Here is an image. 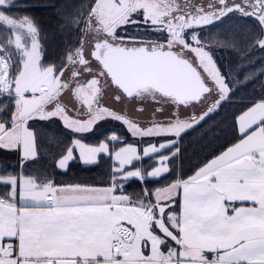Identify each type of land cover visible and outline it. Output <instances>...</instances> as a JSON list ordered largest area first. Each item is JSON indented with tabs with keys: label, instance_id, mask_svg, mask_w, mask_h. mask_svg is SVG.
<instances>
[{
	"label": "rangeland",
	"instance_id": "rangeland-1",
	"mask_svg": "<svg viewBox=\"0 0 264 264\" xmlns=\"http://www.w3.org/2000/svg\"><path fill=\"white\" fill-rule=\"evenodd\" d=\"M14 1L0 0V7ZM256 5L257 0H225L223 5L219 0H96L85 19L80 44L59 69L41 62L38 31L29 18H19L0 11V96L17 98V115L14 116L13 113L9 126L0 120V133L7 132L5 139L0 142L15 144L14 141H19L24 136L22 138L25 140L26 149L24 148L21 155L28 159L33 152V131L28 127L27 121L34 117L56 116L66 128L76 133L65 154L57 160V165L59 162L67 164L69 160L93 164L103 153L110 156L112 174L116 178L161 175L168 170L167 157L171 154L170 150L162 149L161 146L168 144L171 137L157 133L165 132L182 122L199 119L200 115L214 109V104L209 106L210 101L216 103L227 93L228 85L208 53L211 52L219 62L220 69L226 70V75L229 74V66L233 68L236 65L235 55L213 52L214 49L202 41L201 28L212 23L209 14L215 17L219 14L217 9L230 7L234 9L232 13L236 12L241 16L245 13L253 14L260 20L264 13V0H259V12L256 11ZM182 15L185 18L184 24ZM148 22L150 32H157L156 35L168 28L169 41L196 65L206 83L210 85L209 92L198 103L192 101L185 107L180 105L174 112L173 104L164 99H160L163 104L158 107V102L151 98H127L111 84L104 72L99 73L100 67L96 60L90 61L88 70L85 67L77 68L76 61L72 62L81 46L84 47L86 56L90 57L93 40L101 35L119 36L123 39L128 37L127 40H133L129 39L132 32H136L138 27H145ZM117 29L118 33L123 31L130 36L116 34ZM75 70H80L81 73L75 74ZM232 70L230 69V73ZM240 115L241 123L244 122L246 127L249 125L245 137L241 138L243 141L240 151L244 150V146L245 152L257 162V169L245 170L240 174H234L231 170L223 172L224 176L219 175L216 181L203 178L196 183H180L179 186L182 190L185 186L196 188L197 192L204 194V201L207 194L214 192L212 199L208 196L207 201L212 200L219 206L217 210L203 209L197 216L201 224L199 229L186 232L196 246H199L198 243L202 245L192 251L198 257L202 253L215 259L226 254L229 258L237 256L232 251L236 244L228 245L232 237H247L248 225L251 223L260 222V227H264L262 196L257 195L261 199L257 201V206H252L254 209L238 201L249 195L253 197L254 192L257 193L263 186L254 181L259 178L264 180V101L254 103L238 117ZM101 126L103 128L100 138L93 136L91 140H86L81 137L93 130L99 131ZM243 129L238 128L239 132ZM2 143L0 146L4 147ZM152 155L154 163L149 167L145 164L133 166L140 159ZM145 167L148 170L144 171ZM17 179V183L13 184L16 188H11V191L13 189L16 192L19 179L24 183V190H27L26 185H31L37 188L36 193L40 191L37 186L43 184L23 174ZM137 202L145 206L151 204L145 198H139ZM262 230L256 235L259 240L250 241L253 247H258L259 242L264 241V228ZM169 242L177 246L174 240ZM208 247L214 249L205 252L209 251ZM232 264H237V260H233ZM238 264H264V252L257 251L238 257Z\"/></svg>",
	"mask_w": 264,
	"mask_h": 264
},
{
	"label": "crops",
	"instance_id": "crops-1",
	"mask_svg": "<svg viewBox=\"0 0 264 264\" xmlns=\"http://www.w3.org/2000/svg\"><path fill=\"white\" fill-rule=\"evenodd\" d=\"M248 127L241 123L240 115L238 128H244L240 132L242 138ZM6 133H0V140L5 139ZM22 137L15 144L0 143L6 148L19 145L23 155L26 147ZM242 141L225 149L188 178L154 190V201L147 206L131 201L113 185L61 186L46 182L36 185L40 189L36 193L37 188L31 185H26L24 190V183L19 179L15 192L13 184L21 175H0V182L9 183L13 188L9 199H0V264H221L220 259L208 258L203 253L200 257L193 255L192 251L202 245L196 246L186 233L199 229L197 216L203 209L217 210V203L207 201L214 192L207 194L204 201V194L196 188L185 186L182 190L179 186L203 178L216 181L219 175L224 176L231 170L240 174L257 169V162L245 152L244 146L240 151ZM257 181L263 184L259 191L253 197L238 200L251 209L261 199L258 194L264 199V180L259 178L254 183ZM260 225V222L248 225L249 241L259 240L256 235L264 228ZM235 238L228 245H234ZM113 239H118L119 248L111 246ZM169 240L177 242V246ZM212 249L208 247L209 251L205 252Z\"/></svg>",
	"mask_w": 264,
	"mask_h": 264
},
{
	"label": "trees",
	"instance_id": "trees-1",
	"mask_svg": "<svg viewBox=\"0 0 264 264\" xmlns=\"http://www.w3.org/2000/svg\"><path fill=\"white\" fill-rule=\"evenodd\" d=\"M96 0H55L57 6L67 5L68 19L65 20L59 13L54 12L50 8L45 7H17V5L37 4L40 0H15L13 3L0 7V11L16 17L29 18L37 28L38 38L41 51V62L44 65H52L55 69L62 67L73 54L76 47L81 42L84 22L88 16ZM229 20L236 21L240 24V31L243 38L236 43L235 47L217 48L219 43L216 37V26L213 23L205 25L200 30L202 41L212 47L213 52H224L225 54L235 55L234 64H240L237 68L233 65L230 73L229 83L235 80H244L245 75H251V80L248 83L249 88L252 85L257 86V92L245 93L240 95L235 103L237 111L234 113V120L229 117L222 121L218 126L220 128L219 137L197 155L186 156L183 164L179 166L176 162L169 161L171 171H165L164 174L157 177L135 176L126 179L116 178L112 174V164L110 156L100 154L98 160L93 164H83L78 160H72L68 170L60 171L57 167V160L65 154L68 147L72 143L76 133L66 128L61 119L56 116L49 117H34L27 121L28 127L35 131L36 150L40 152L39 161H31L24 159L27 162L23 165L15 163L18 157H22L20 149L17 156L10 159L6 167L0 166V174L25 175L31 177L37 183L50 182L53 185L61 184H89V185H114L118 192L128 195L131 201H137L139 198H145L150 204L153 202V192L157 188L166 186L174 181L184 180L194 174L198 168L207 163L215 156L222 153L225 149L239 141L243 135H240L237 125V118L240 113L258 101H264V50L253 47L249 50V43L264 37V29L261 22L253 14L241 16L238 13H231ZM63 24V28L60 25ZM238 56H237V55ZM257 57L254 63H245ZM225 66V65H224ZM225 68V67H224ZM232 75V76H231ZM228 85V83H227ZM229 86V85H228ZM216 100V99H215ZM219 101V100H218ZM213 100L209 102V106L217 104ZM248 101H252L248 103ZM17 98L14 96H0V120L4 121L6 126H9L14 110L16 109ZM214 106V108H215ZM49 118V119H41ZM264 124V121H263ZM100 130H93L84 134L83 139L91 140L93 136L100 138L102 136V126ZM56 129V135L50 139L48 132ZM96 138V139H98ZM219 145V146H218ZM222 146V147H220ZM1 147V146H0ZM217 147V152L205 159L204 152L212 153V148ZM4 148V147H3ZM153 155L144 157L135 162L133 166L145 164L149 167L154 162ZM145 167L144 171L148 170ZM55 180L56 183H53ZM11 186L9 183L0 182V199L7 200L10 198Z\"/></svg>",
	"mask_w": 264,
	"mask_h": 264
},
{
	"label": "snow or ice",
	"instance_id": "snow-or-ice-1",
	"mask_svg": "<svg viewBox=\"0 0 264 264\" xmlns=\"http://www.w3.org/2000/svg\"><path fill=\"white\" fill-rule=\"evenodd\" d=\"M247 2V0H246ZM219 3L223 5L225 0H219ZM45 7L50 8L54 12L59 13L65 20L68 19L67 5L57 6L55 0H40L39 3L33 4H24L17 5V7ZM238 7V6H237ZM233 8L227 9H217L219 13L217 16L212 17L209 14V20L216 26V37L219 40V43L216 45L217 48L235 47L236 43L243 38L240 31V24L236 21L229 20ZM256 11H260L259 0H257ZM247 17V14H243ZM260 21H264V13L261 14ZM264 27V23L261 24ZM63 28V24L60 25ZM253 47L257 49L264 50V38L257 39L254 42L249 43V50ZM209 57L212 59L213 63L216 64L217 69L221 72L225 83H228L227 93L222 96L221 99L217 102L214 109H210L208 112L200 115L199 119H194L189 122H182L176 127H173L165 132L157 133L158 135L164 137H171V140L168 144L162 145V149L170 150L171 154L167 157L168 161H175L177 167L183 164V161L186 156L197 155L201 150L205 149L208 144L212 143L214 140H217L219 137L220 128L218 127L222 121L227 120L229 117H232L234 120V113L237 111L235 107L236 101L239 99L240 95L245 93L251 94L257 92V86L252 85L249 88L247 82L251 80V75H246L244 80H235L234 82L229 83V76L225 74L226 70L220 69L219 62L215 59L211 52L208 53ZM257 57H253L252 60L245 63H254ZM264 60V57H260ZM237 68L241 67L238 63ZM261 92H264V89H260ZM252 101H248L251 103ZM49 119V118H41ZM56 129L48 132L50 139L54 138L56 135ZM243 135V133H240ZM219 146V145H218ZM222 147V146H220ZM32 148L33 152L28 156V160L39 161L40 152L36 150L35 143V131L33 130L32 135ZM19 152V145L15 148H3L0 147V166L6 167L9 164L11 158L17 156ZM217 152V147L212 148V153L204 152L205 159L209 158L210 155ZM27 161L23 157H18L15 160V163L23 165ZM72 161H68L67 164L59 162L57 167L60 171H67ZM168 171H171V166H169ZM162 175L164 173H161ZM53 183H56L53 180ZM64 186V185H61ZM68 186H78V185H68ZM175 203V201H174ZM243 240V243L240 241ZM236 244V248L232 251L237 253V256L229 258L227 254L224 257H221V264H232L233 260H237L238 257H244L246 255L252 254L257 251L264 252V241L259 242L258 247H253L246 236H237L233 242ZM211 251V250H210Z\"/></svg>",
	"mask_w": 264,
	"mask_h": 264
},
{
	"label": "water",
	"instance_id": "water-1",
	"mask_svg": "<svg viewBox=\"0 0 264 264\" xmlns=\"http://www.w3.org/2000/svg\"><path fill=\"white\" fill-rule=\"evenodd\" d=\"M91 56L126 95L152 88L179 102L197 101L210 90L199 69L182 54L161 47L93 43Z\"/></svg>",
	"mask_w": 264,
	"mask_h": 264
},
{
	"label": "flooded vegetation",
	"instance_id": "flooded-vegetation-1",
	"mask_svg": "<svg viewBox=\"0 0 264 264\" xmlns=\"http://www.w3.org/2000/svg\"><path fill=\"white\" fill-rule=\"evenodd\" d=\"M181 19H182V24H184V22H185L184 15L181 16ZM173 30H174V28H173ZM180 30H181V28H180ZM118 32L119 31L117 29L116 30V34L119 35L120 33H123L124 35L130 36V35H128V33L126 34L123 31H120V33H118ZM156 33L157 32H150V22H148V24H146L145 27H138L136 32H132V36L129 37V39L131 38L133 40H127L128 37L123 39V38H119V36L118 37L117 36L116 37H114V36L106 37L104 35H101L99 38L94 39L93 43L97 42V41L107 40V41L112 42V43H119V44H125V45H142L143 44V45H146V47H148V48H150V47H154V48L161 47L163 49H172V50L178 52L179 54L183 55V53L179 49L175 48L173 46L172 42L169 41V37L168 36H169L170 32H169L168 28L164 29V32H161L160 34L156 35ZM93 43H92V45H93ZM92 49L93 48H91V50ZM91 50H90V57H87L85 52H84V47L83 46H81L78 49V52L75 55V58H72V62L76 61V65L75 66L77 68L78 67H85V70L90 69V61L92 59H94L91 56ZM97 63L99 64L98 61H97ZM99 67H100L99 73L102 74V72H104V74H106V72L101 68L100 64H99ZM80 73H81L80 70H75V74H80ZM107 77H108V75H107ZM115 87L120 91L121 94H123L127 98L133 97V96L138 97V98H151L152 100H155L156 102H158V107L163 104V103H160V101H161L160 99H164V100L167 101V103L173 104L174 112H176V109H177L178 106L181 105L182 107H185L189 103L192 102V101L179 102L175 98L170 97V96H165V95L159 93L158 91H156V90H154L152 88L140 89V90H137L135 93H133L131 95H126L120 88H118L117 86H115ZM208 92H206V93H208ZM206 93H204V95H206ZM121 94H119V96ZM204 95L200 99L195 101V102L198 103L204 97ZM158 110H161V108H158Z\"/></svg>",
	"mask_w": 264,
	"mask_h": 264
},
{
	"label": "built area",
	"instance_id": "built-area-1",
	"mask_svg": "<svg viewBox=\"0 0 264 264\" xmlns=\"http://www.w3.org/2000/svg\"><path fill=\"white\" fill-rule=\"evenodd\" d=\"M111 246H112L113 248H119L120 243H119L118 239H113V240L111 241Z\"/></svg>",
	"mask_w": 264,
	"mask_h": 264
}]
</instances>
